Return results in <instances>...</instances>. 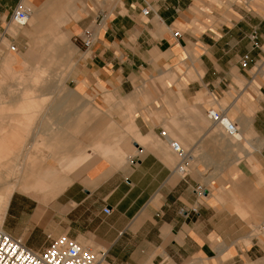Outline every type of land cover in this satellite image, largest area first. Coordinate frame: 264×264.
Wrapping results in <instances>:
<instances>
[{"label": "crops", "instance_id": "1", "mask_svg": "<svg viewBox=\"0 0 264 264\" xmlns=\"http://www.w3.org/2000/svg\"><path fill=\"white\" fill-rule=\"evenodd\" d=\"M251 1L234 0L219 28L203 31L200 22L201 33L178 39L174 26L189 25L205 0H0V227L6 216L11 230L28 199L43 196L19 190L26 171L54 193L33 210L44 230L25 237L33 251L44 250L46 235L66 234L105 251L102 264H264V12L247 10ZM19 3L31 18L12 35ZM86 28L95 33L88 51L76 40ZM5 42L16 51L6 55ZM37 49L62 59L36 69L63 78L3 77ZM182 66L196 78L183 77ZM38 84L61 87L44 113L38 104L52 89L15 88ZM214 107L227 116L233 109L237 139L212 125L206 113ZM161 130L190 152L185 177ZM214 197L239 199L246 218L218 208Z\"/></svg>", "mask_w": 264, "mask_h": 264}, {"label": "rangeland", "instance_id": "2", "mask_svg": "<svg viewBox=\"0 0 264 264\" xmlns=\"http://www.w3.org/2000/svg\"><path fill=\"white\" fill-rule=\"evenodd\" d=\"M242 1V0H240ZM247 2L249 0H246ZM232 3H234V0H205L203 5L199 6V10H195L192 11L190 10L191 14L194 13V17L190 16V19L187 20L186 23H189V25H185L177 22V24L179 25H175L174 29L179 30L180 33H189L193 36H197V33H201L202 29L199 28L198 24L200 22H203L206 26L204 28L203 31H207V30H211V29H216L219 28L222 25V16L226 15V11L230 10ZM236 3V1H235ZM260 8V9H259ZM246 9L249 11H253L255 9H257V12L263 14V10H264V0H252L250 3H248V5L246 6ZM232 12V11H231ZM233 13V12H232ZM189 14V13H188ZM187 15V14H186ZM199 19V20H198ZM24 32L25 31V27L19 29L18 27L11 25L9 32L13 35L16 34L17 32ZM6 43V42H5ZM7 46V51H6V55L8 53H10L8 51V46H9V42H7L5 44ZM53 49H37V56L32 59L29 60L27 59V61L30 63L27 64H23V69H21L20 71H13V70H5V73L3 75V77L5 79L8 78H13V79H30V78H34V79H39V78H46V77H52V78H63V72L60 70H49V69H44L43 73H41L38 69H36V65L37 63L40 64V62H42L41 65H45V68H47V63H51V62H58L60 61L62 58L60 56L57 55V53L52 51ZM13 54V53H12ZM25 57V56H24ZM16 59L14 60L13 58H8V64L7 66H11L13 64H17L19 63V59L17 57H15ZM26 59V58H24ZM32 61V62H31ZM37 62V63H36ZM34 63V64H33ZM32 67H34L32 69ZM180 71L182 72V76L185 77L186 79H190V78H196L195 74L193 73L192 70L190 69H185L184 66L181 67ZM33 82H37L40 83L41 81H33ZM42 83V82H41ZM40 87V88H39ZM42 87V88H41ZM17 88V91H20V89H24L27 88L28 89V93H30L29 89H37L38 88V94H41V90H54V91H50V93L53 95L51 97H47V99H43L42 103L38 104V111L41 113H44L45 109L51 104V102L57 98V95L60 94L61 91H58L57 89H60L61 87L59 86H54V87H46L44 85H40L38 84V86H32V87H26V86H17L15 87ZM207 102L212 103V99L211 98H206ZM221 107L225 106L224 102H219ZM214 109L216 110V107H214ZM228 117L232 120H234L235 117V112L233 111V109H231L230 111H228ZM13 120L14 119H10V118H6V124L8 125V122L13 124ZM38 125H40L41 121L43 120L42 118H38ZM132 130L134 133V138L135 140L138 142V137H137V132L135 130V128L132 126ZM165 130L168 131V128H165ZM8 137V135H7ZM13 137V136H12ZM172 137V136H170ZM45 139V135L43 134H38L37 135V140L38 141H43ZM263 139L261 140L262 143ZM182 146L185 148V146L182 144ZM132 150L134 151V148L132 147ZM136 151V150H135ZM8 155L6 156V160H8ZM27 162H35L33 160L27 159ZM0 163H4V157L2 155V157L0 158ZM28 166H26L27 168ZM3 168V167H0ZM25 168V170H26ZM17 177H20L19 173L16 174ZM8 177V176H7ZM14 177V175H13ZM21 185L19 186V190L23 191V192H31L32 194H43V196L41 197H33L31 199H28L32 205L29 208V211L24 210L22 211V213H20L19 215H17L16 220H13L12 223H10L9 228L11 230H6V224H5V218L3 223L1 224L0 228H3V230L7 231V233H11L10 235L14 236V237H20L23 239H25V237L27 236V234H31V235H35V236H42V232H44L42 227V222L41 220L38 219V217H36L33 214V210L36 208V206H39V204H45V201L47 202L48 200L52 199V195L54 194L52 189H53V184L51 185H39L37 182H34L33 177L29 174L26 173V171L22 172L21 175ZM4 183V176L2 175V181H0V185H3ZM18 183V182H17ZM13 184V183H12ZM13 186V185H12ZM7 188H9L8 184L6 186ZM215 192H213L214 194ZM49 195V196H47ZM203 201H207V199L201 198ZM218 199V200H216ZM213 201L215 202V205H217V207H225V208H229V210L231 211V213L237 214L239 215L242 219L246 218V216H244L242 213H238L239 211V205L240 207H244L243 203H239V199L237 198H232V197H214L212 198ZM43 201V202H42ZM44 206V205H43ZM36 217V218H35ZM260 222L255 223V225H259ZM252 231H249L248 234H250ZM253 234L256 235L257 233H255V231H253ZM45 239V237H44ZM84 245V244H83ZM86 246V245H84ZM249 244H246V247H248ZM87 247H91L92 250H96L97 248L93 247V246H87ZM234 264H261V263H250V262H236Z\"/></svg>", "mask_w": 264, "mask_h": 264}, {"label": "built area", "instance_id": "3", "mask_svg": "<svg viewBox=\"0 0 264 264\" xmlns=\"http://www.w3.org/2000/svg\"><path fill=\"white\" fill-rule=\"evenodd\" d=\"M141 13L148 15V7L144 8ZM31 18L30 11L25 5L19 3L13 10L10 17V25H14L19 29L27 27ZM98 23L103 19V16L97 17ZM98 25V24H97ZM175 37L180 39L181 33L175 32ZM95 39L93 28L84 29L79 40L84 51L91 49ZM9 51L15 52V45H9ZM246 60V59H245ZM246 61H243L242 66L245 67ZM212 125L220 127L224 134L230 138H236L239 129L231 121L224 110L210 109L206 113ZM159 136L163 141H166L171 152L178 157V163L175 171L181 177H185L190 170L192 157L188 150L183 149L181 144L172 139L165 130H161ZM130 164L137 162V157L133 156L128 159ZM195 194L202 198L204 188L197 186ZM105 214H109V209H104ZM48 245L44 250L36 252L28 248L23 239L14 237L7 233L3 228H0V264H102L105 260V251L101 249L92 250L90 247H85L68 237L66 234L51 237L46 235Z\"/></svg>", "mask_w": 264, "mask_h": 264}, {"label": "bare ground", "instance_id": "4", "mask_svg": "<svg viewBox=\"0 0 264 264\" xmlns=\"http://www.w3.org/2000/svg\"><path fill=\"white\" fill-rule=\"evenodd\" d=\"M229 118V117H228ZM238 136H239V134L236 136V139L238 138ZM3 199V198H2ZM7 199V198H6ZM3 202H5L4 200H2ZM0 208H1V206H0ZM4 209V208H3ZM1 213V212H0Z\"/></svg>", "mask_w": 264, "mask_h": 264}]
</instances>
